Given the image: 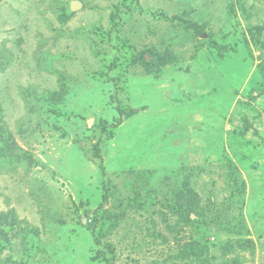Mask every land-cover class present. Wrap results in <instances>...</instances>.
Masks as SVG:
<instances>
[{"label":"rangeland","instance_id":"1","mask_svg":"<svg viewBox=\"0 0 264 264\" xmlns=\"http://www.w3.org/2000/svg\"><path fill=\"white\" fill-rule=\"evenodd\" d=\"M0 264H264V0H0Z\"/></svg>","mask_w":264,"mask_h":264},{"label":"trees","instance_id":"2","mask_svg":"<svg viewBox=\"0 0 264 264\" xmlns=\"http://www.w3.org/2000/svg\"><path fill=\"white\" fill-rule=\"evenodd\" d=\"M256 132L258 133V131ZM222 168L224 169V176L228 185H237L238 187L242 188V190L247 189L246 179L237 165H235L232 161H227L222 163ZM247 233H245V235Z\"/></svg>","mask_w":264,"mask_h":264},{"label":"water","instance_id":"3","mask_svg":"<svg viewBox=\"0 0 264 264\" xmlns=\"http://www.w3.org/2000/svg\"><path fill=\"white\" fill-rule=\"evenodd\" d=\"M83 6V3L81 2V1H75L74 3H73V7L75 8V9H79V8H81Z\"/></svg>","mask_w":264,"mask_h":264}]
</instances>
